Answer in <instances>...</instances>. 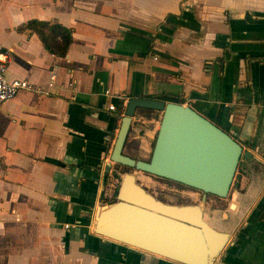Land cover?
Instances as JSON below:
<instances>
[{
  "label": "crops",
  "instance_id": "crops-1",
  "mask_svg": "<svg viewBox=\"0 0 264 264\" xmlns=\"http://www.w3.org/2000/svg\"><path fill=\"white\" fill-rule=\"evenodd\" d=\"M30 19L72 28L65 56L20 29ZM0 45L7 79L39 90L0 105V264H180L92 230L122 167L117 107L150 95L177 96L251 151L213 224L232 232L214 264H264V0H0ZM160 116L135 110L125 154L150 157Z\"/></svg>",
  "mask_w": 264,
  "mask_h": 264
},
{
  "label": "water",
  "instance_id": "water-1",
  "mask_svg": "<svg viewBox=\"0 0 264 264\" xmlns=\"http://www.w3.org/2000/svg\"><path fill=\"white\" fill-rule=\"evenodd\" d=\"M140 107L161 112L148 160L123 152L132 117ZM251 157L249 149L192 106L132 96L126 102L110 155L113 163L131 171L118 175L116 200L97 207L92 230L180 264H214L232 237V232L218 225L235 203L230 201L226 210H216L218 221L209 220L204 214L206 196L225 198L239 162ZM139 172L199 190L201 203L161 201L139 183Z\"/></svg>",
  "mask_w": 264,
  "mask_h": 264
},
{
  "label": "trees",
  "instance_id": "trees-1",
  "mask_svg": "<svg viewBox=\"0 0 264 264\" xmlns=\"http://www.w3.org/2000/svg\"><path fill=\"white\" fill-rule=\"evenodd\" d=\"M20 29H28L34 32L41 40L45 49L56 56H65L72 42V28H67L56 21L30 19L25 22ZM149 98H156L164 101H173L180 104L183 103L180 98L172 95H150ZM123 111L124 107L121 101L117 107V112L121 113ZM136 111L139 115L147 119H156L158 117L156 114L159 113V111L157 110L141 107L137 108ZM153 144L154 142L152 143V147ZM169 182L176 183L174 181ZM176 184L181 185L179 183Z\"/></svg>",
  "mask_w": 264,
  "mask_h": 264
},
{
  "label": "rangeland",
  "instance_id": "rangeland-1",
  "mask_svg": "<svg viewBox=\"0 0 264 264\" xmlns=\"http://www.w3.org/2000/svg\"><path fill=\"white\" fill-rule=\"evenodd\" d=\"M161 113H157V118L159 119ZM156 118V120H157ZM155 119V118H154ZM124 171H131L130 168L122 166L119 169V173L122 174ZM143 175V176H142ZM138 178L139 183L145 187L155 197L168 202V203H179V204H199L201 203L198 194L195 191L199 190L193 189L185 185H178L176 183H171L168 179L153 176L151 174L142 173ZM118 176V175H117ZM119 179V176H118ZM173 182V181H172ZM209 200L205 203L207 209L213 208L214 210L222 211L226 210L227 204L231 201L229 194L221 199L213 195H208ZM103 199L102 205L115 201V197L111 199Z\"/></svg>",
  "mask_w": 264,
  "mask_h": 264
},
{
  "label": "built area",
  "instance_id": "built-area-1",
  "mask_svg": "<svg viewBox=\"0 0 264 264\" xmlns=\"http://www.w3.org/2000/svg\"><path fill=\"white\" fill-rule=\"evenodd\" d=\"M11 59L12 54L10 50L0 45V105L14 98L21 91H39L38 88L25 79H7L6 72ZM109 109H115V106L109 105ZM118 184V177L110 175L109 173L105 175L101 190L102 198L111 199L112 197H115Z\"/></svg>",
  "mask_w": 264,
  "mask_h": 264
},
{
  "label": "flooded vegetation",
  "instance_id": "flooded-vegetation-1",
  "mask_svg": "<svg viewBox=\"0 0 264 264\" xmlns=\"http://www.w3.org/2000/svg\"><path fill=\"white\" fill-rule=\"evenodd\" d=\"M180 184V183H179ZM196 192V194H198V196H199V198L201 199V197H202V192L200 191V192H197V191H195ZM210 198H209V196L207 195L206 196V200H205V203L207 202V200H209Z\"/></svg>",
  "mask_w": 264,
  "mask_h": 264
}]
</instances>
